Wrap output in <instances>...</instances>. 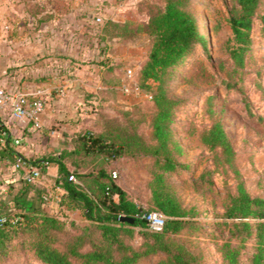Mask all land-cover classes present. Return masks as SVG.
Returning <instances> with one entry per match:
<instances>
[{
  "label": "trees",
  "instance_id": "obj_1",
  "mask_svg": "<svg viewBox=\"0 0 264 264\" xmlns=\"http://www.w3.org/2000/svg\"><path fill=\"white\" fill-rule=\"evenodd\" d=\"M188 1L166 0L163 7L148 14L145 23L135 24L129 21V15L105 22L103 32L109 38L129 40L145 33L150 40L151 47L136 74V82L141 91L151 94L156 107L151 122L155 142L147 143L141 133L126 135L124 123L117 127L116 133L111 123L101 131H85L76 150L64 153L75 165L73 174L77 181L69 180L72 172L63 161L57 163L64 189L60 206L64 210L82 211L90 225L82 233L66 238L65 218L44 211L25 195H19L13 200L15 213L0 212V264H10L7 261L11 256L26 253H31L41 264H141L152 259L156 264H203V257L187 244L195 236L189 231L196 224L191 219L196 214L195 208L182 204L169 190L165 176L183 167L177 158L183 155V146L174 139L171 127L176 107L182 101L171 93L172 72L200 46H207L198 18L186 4ZM224 2L232 31L226 44L233 75L243 71L249 58L255 23L260 20L264 25V0ZM236 84L227 81L226 88ZM135 106L120 108L124 109L122 116L133 115ZM201 140L214 153V165L233 166L236 152L220 120L206 127ZM134 154L149 155L155 160L150 183L153 207L148 210L127 198V192L113 177L115 170H110L114 160ZM17 157L22 156L16 155L15 162ZM47 160L51 161L50 158L29 161L43 165ZM201 178H205V173ZM236 187V194L229 193L223 203L219 215L222 221H214L228 229L219 250L228 264H242L239 259L242 246L255 237L256 251L250 259L252 264H264V197L252 196L243 182H238ZM40 194L39 200L45 202V194ZM148 211L164 216L162 229L150 228L147 220L137 216ZM122 215L136 219L133 223L121 222ZM138 226L146 230L140 232L142 241L136 246L129 238Z\"/></svg>",
  "mask_w": 264,
  "mask_h": 264
},
{
  "label": "rangeland",
  "instance_id": "obj_2",
  "mask_svg": "<svg viewBox=\"0 0 264 264\" xmlns=\"http://www.w3.org/2000/svg\"><path fill=\"white\" fill-rule=\"evenodd\" d=\"M128 1L131 7L127 10L131 16L129 21L141 24L148 19V14L163 7L166 0ZM186 4L198 18L207 46H200L172 72L171 93L182 101L176 107L171 127L174 139L183 146L184 152L177 156L183 167L166 173V183L186 208H195L196 214L191 219L196 224L189 230L195 236L187 242L188 246L203 257V264H228L219 250L222 238L228 236V229L214 224V221H222L219 215L223 211V203L229 193L236 194L238 182H243L252 196L264 197V25L260 20L255 23L253 48L246 65L243 71L232 75L233 64L226 44L232 37V31L224 0H189ZM144 34L129 39L130 43L140 44L139 52L133 51L132 56L124 58L118 65L114 63L113 67L121 75L126 74L132 65L136 66L150 50V40ZM134 57L137 59L133 60ZM221 63L224 65H219ZM225 81L237 84L227 89ZM131 88H135L134 93H139L130 101L137 110L133 109V115L122 116L124 109L113 107L120 103L99 105L102 110L99 131L111 123L116 133L117 127L124 123L126 135L141 133L147 143H154L151 122L156 107L152 96L145 91L139 92L136 85H131ZM218 120L223 123L236 152L233 166L214 165V153L201 140L206 127ZM110 166L111 171L117 172L115 180L127 192V198L142 209H151L150 183L152 172L156 169L154 158L149 155H126L114 160ZM204 173L205 178H201ZM66 220V238L82 233V229L90 225L85 216V221ZM134 229V235L129 240L137 246L142 241L140 232L146 229L139 226ZM255 251V237H252L242 246L241 263L252 264L250 257ZM8 262L41 264L31 253L14 254ZM156 262L152 259L141 264Z\"/></svg>",
  "mask_w": 264,
  "mask_h": 264
},
{
  "label": "crops",
  "instance_id": "obj_3",
  "mask_svg": "<svg viewBox=\"0 0 264 264\" xmlns=\"http://www.w3.org/2000/svg\"><path fill=\"white\" fill-rule=\"evenodd\" d=\"M129 5L128 0H0V85L9 93L46 99L38 126L14 117L9 104L0 113L1 213H15L14 198L25 195L50 214L85 221L79 210H64L39 196L64 194L57 161L74 172L64 153L76 150L85 131L101 129L99 105L120 103L113 107L127 109L139 94L131 85L141 91L136 74L149 50L121 75L114 63L139 52L140 44L103 32L107 20L130 16ZM16 155L35 162L50 158L51 166L27 183L15 168Z\"/></svg>",
  "mask_w": 264,
  "mask_h": 264
},
{
  "label": "built area",
  "instance_id": "obj_4",
  "mask_svg": "<svg viewBox=\"0 0 264 264\" xmlns=\"http://www.w3.org/2000/svg\"><path fill=\"white\" fill-rule=\"evenodd\" d=\"M100 21L99 18H97ZM124 91L130 92L129 87H124ZM9 104L11 113L18 119H26L32 121L36 126L40 124V115L45 109L46 99L42 96H35L32 100L30 94L22 91L9 93L5 87L0 85V113L5 105ZM51 161H44L43 165H37L22 157H17L15 168L20 173L22 179L27 183L35 182L42 176L43 168L49 169ZM117 172L113 173V177L117 178ZM70 181H77L75 174L71 173L69 176ZM61 195L50 196L44 195L45 202H54L60 205ZM148 221L150 228L160 230L164 226L165 218L159 212L148 211L137 215ZM5 219V218H3Z\"/></svg>",
  "mask_w": 264,
  "mask_h": 264
},
{
  "label": "water",
  "instance_id": "obj_5",
  "mask_svg": "<svg viewBox=\"0 0 264 264\" xmlns=\"http://www.w3.org/2000/svg\"><path fill=\"white\" fill-rule=\"evenodd\" d=\"M119 219H120L121 222L133 223L136 218L131 217V216L122 215V216L119 217Z\"/></svg>",
  "mask_w": 264,
  "mask_h": 264
}]
</instances>
